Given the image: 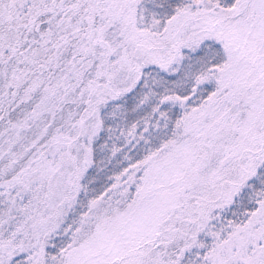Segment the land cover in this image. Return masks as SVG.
<instances>
[{
	"label": "snow or ice",
	"instance_id": "6c2138e0",
	"mask_svg": "<svg viewBox=\"0 0 264 264\" xmlns=\"http://www.w3.org/2000/svg\"><path fill=\"white\" fill-rule=\"evenodd\" d=\"M0 264H264V0H0Z\"/></svg>",
	"mask_w": 264,
	"mask_h": 264
}]
</instances>
